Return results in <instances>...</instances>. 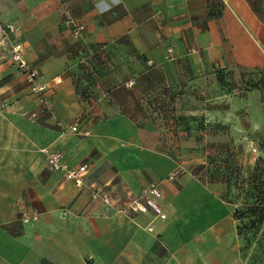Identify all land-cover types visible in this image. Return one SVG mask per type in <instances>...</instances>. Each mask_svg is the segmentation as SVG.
<instances>
[{
	"label": "crops",
	"instance_id": "crops-1",
	"mask_svg": "<svg viewBox=\"0 0 264 264\" xmlns=\"http://www.w3.org/2000/svg\"><path fill=\"white\" fill-rule=\"evenodd\" d=\"M257 1L0 0V24L18 26L49 101L45 108L0 44V264H247L226 185L200 178L183 132L145 115L171 99L185 110L193 109L184 100L209 111L239 106L250 92L231 77L264 82ZM68 20L83 26L79 39ZM76 122L89 135L71 131ZM47 147L69 167L88 164V184L114 203L50 170ZM151 181L165 218L154 207L117 211ZM34 208L38 219L24 222Z\"/></svg>",
	"mask_w": 264,
	"mask_h": 264
},
{
	"label": "rangeland",
	"instance_id": "rangeland-1",
	"mask_svg": "<svg viewBox=\"0 0 264 264\" xmlns=\"http://www.w3.org/2000/svg\"><path fill=\"white\" fill-rule=\"evenodd\" d=\"M256 3L262 5L260 0ZM230 82L232 88L250 92L237 99L239 106L216 102L209 111L198 109L194 100H184L181 108L193 109L185 110L171 99L167 108L162 110L159 104L156 113L145 118L157 127L170 126L176 136L180 131L186 135L182 146L199 153L196 173L202 180L226 185L247 264H264V82L248 72H241L236 80L231 77Z\"/></svg>",
	"mask_w": 264,
	"mask_h": 264
},
{
	"label": "built area",
	"instance_id": "built-area-1",
	"mask_svg": "<svg viewBox=\"0 0 264 264\" xmlns=\"http://www.w3.org/2000/svg\"><path fill=\"white\" fill-rule=\"evenodd\" d=\"M67 26L71 25V31L75 39H79L82 34L83 26L81 24L73 23V21L68 20L65 22ZM0 44L5 45L8 48V57L13 64L21 70L24 77L30 86V90L37 92L39 94V100L45 108L49 107V101L44 93V86L37 83V70L25 59L26 47H24L23 42L19 39V29L16 23L13 21H8L0 24ZM172 48H168V53H171ZM173 59V57L169 56ZM93 74V73H92ZM73 132H79L83 135H89L88 130L80 131L78 129V123L71 125L69 128ZM41 151L45 154L46 165L52 171H60L64 173L65 177L71 179L76 186H86L88 187L89 193H91L92 199H100L104 204H113L115 201L114 196L101 187L89 185L86 174L88 171V164L82 163L77 165V167H69L63 160V154L59 151L50 150L47 148H42ZM170 179H174L177 176V172L174 171L168 175ZM141 192L132 197L131 199L123 202L117 206V211L124 213L127 216L138 212H146L149 208L154 207L156 214L160 218H165V214L158 209L156 204V199L162 197V191H160L159 183L151 181L147 185L141 188ZM39 217V211L37 209L25 210L22 212L21 219L24 222L35 221ZM148 232H152L153 228L151 225L146 227Z\"/></svg>",
	"mask_w": 264,
	"mask_h": 264
},
{
	"label": "trees",
	"instance_id": "trees-1",
	"mask_svg": "<svg viewBox=\"0 0 264 264\" xmlns=\"http://www.w3.org/2000/svg\"><path fill=\"white\" fill-rule=\"evenodd\" d=\"M90 74H91V75H92V77L95 79L94 75H93L92 73H90ZM90 74H89V75H90Z\"/></svg>",
	"mask_w": 264,
	"mask_h": 264
}]
</instances>
